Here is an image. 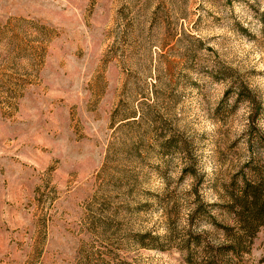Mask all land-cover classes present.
<instances>
[{
    "label": "rangeland",
    "instance_id": "1",
    "mask_svg": "<svg viewBox=\"0 0 264 264\" xmlns=\"http://www.w3.org/2000/svg\"><path fill=\"white\" fill-rule=\"evenodd\" d=\"M261 174L264 0H0V264H199Z\"/></svg>",
    "mask_w": 264,
    "mask_h": 264
},
{
    "label": "trees",
    "instance_id": "2",
    "mask_svg": "<svg viewBox=\"0 0 264 264\" xmlns=\"http://www.w3.org/2000/svg\"><path fill=\"white\" fill-rule=\"evenodd\" d=\"M259 176L260 178L257 179L245 180L239 193H230L229 195L226 205L233 213L235 223L238 225L237 232L229 234L231 226L215 223L223 229L227 237L214 245L206 238L204 231L188 230L186 239H183L185 242L183 249L187 250V259L189 258L190 262L232 264V255H239L247 248L245 243L250 242L258 228L264 225V174ZM211 221L216 222L213 217Z\"/></svg>",
    "mask_w": 264,
    "mask_h": 264
}]
</instances>
